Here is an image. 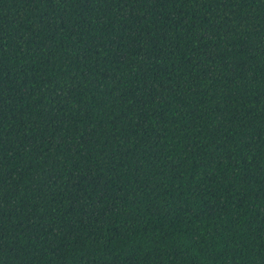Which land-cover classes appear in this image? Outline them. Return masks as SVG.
<instances>
[{
  "label": "trees",
  "instance_id": "1",
  "mask_svg": "<svg viewBox=\"0 0 264 264\" xmlns=\"http://www.w3.org/2000/svg\"><path fill=\"white\" fill-rule=\"evenodd\" d=\"M0 264H264V0H0Z\"/></svg>",
  "mask_w": 264,
  "mask_h": 264
}]
</instances>
